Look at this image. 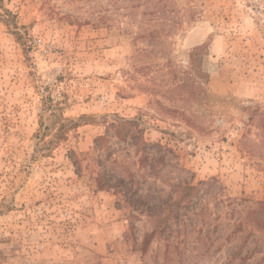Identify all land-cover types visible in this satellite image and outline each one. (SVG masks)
<instances>
[{
	"label": "rangeland",
	"instance_id": "rangeland-1",
	"mask_svg": "<svg viewBox=\"0 0 264 264\" xmlns=\"http://www.w3.org/2000/svg\"><path fill=\"white\" fill-rule=\"evenodd\" d=\"M260 200L264 0H0V264H264Z\"/></svg>",
	"mask_w": 264,
	"mask_h": 264
},
{
	"label": "trees",
	"instance_id": "trees-1",
	"mask_svg": "<svg viewBox=\"0 0 264 264\" xmlns=\"http://www.w3.org/2000/svg\"><path fill=\"white\" fill-rule=\"evenodd\" d=\"M16 33H17V32H16ZM126 123H127V121H126ZM64 129H66V128H65V125H64V124H61V127L59 128V131H58V134H57V135H61L62 132H65ZM117 135H118V137H120V138H124V135L121 134V133H117ZM140 147H141V150H144L145 143H142L141 146H139V148H140ZM182 188H183L184 190H186V194H187V192L190 191V190H192V189L194 188V186H191V185H185V186H182ZM187 195H188V194H187ZM185 196H186V195L184 194V197H185ZM178 202H180V200H178L177 202L175 201V204L178 205ZM255 205H256V206H254L253 208L250 209V213H251V214H255V217H254L253 219L256 221V223L259 224V222H258V217H257V216L260 215L262 212H264V200H260V201H258L257 203H255ZM158 218H159V223L161 224L163 221H165V220L167 219V216H166V215H163V216H160V215H159ZM262 221H263V220H262ZM160 224H159V225H158V224L155 225L156 230H159V226H160ZM260 224L262 225V224H264V222H260ZM153 234H154V230H153L151 233H149L148 236H150V235L152 236ZM148 236H147V238H148ZM148 240H149V239H145V240L143 241L141 247H140V250H141L143 253L146 252L145 249H147Z\"/></svg>",
	"mask_w": 264,
	"mask_h": 264
}]
</instances>
